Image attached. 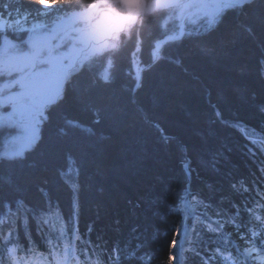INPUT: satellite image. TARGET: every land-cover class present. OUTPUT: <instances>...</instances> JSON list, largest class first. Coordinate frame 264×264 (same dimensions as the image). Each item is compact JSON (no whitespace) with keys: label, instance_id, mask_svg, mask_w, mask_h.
Here are the masks:
<instances>
[{"label":"trees","instance_id":"trees-1","mask_svg":"<svg viewBox=\"0 0 264 264\" xmlns=\"http://www.w3.org/2000/svg\"><path fill=\"white\" fill-rule=\"evenodd\" d=\"M246 11L229 13L210 36L170 47L168 56L182 64L166 60L146 71L139 90L123 72L107 86L94 85L88 76L76 81L42 125L35 151L0 166V197H23L37 207L50 202L68 216L71 177L79 184V228L98 264H108L114 247L121 255L137 253L123 264H143L141 256L151 264H172L182 199L199 198L211 205L212 215L216 208L231 211L235 203L245 222V209L264 192V152L231 124L264 133V0ZM200 44L213 51H202ZM121 66H128L126 54ZM241 181L247 192L234 190ZM199 231L193 246L201 251L219 242ZM32 235L43 249L35 225ZM187 264L199 260L190 256Z\"/></svg>","mask_w":264,"mask_h":264},{"label":"snow or ice","instance_id":"snow-or-ice-1","mask_svg":"<svg viewBox=\"0 0 264 264\" xmlns=\"http://www.w3.org/2000/svg\"><path fill=\"white\" fill-rule=\"evenodd\" d=\"M257 2L217 0L211 13L199 12L206 5L198 0L0 2V135L6 133L0 166L22 162L35 151L42 139V125L80 78L88 76L94 85L107 86L123 72L131 75L134 89L139 90L146 71L166 60L182 64L181 59L168 56L170 47L210 36L229 13L238 11L246 16V10ZM30 20L35 23L24 28ZM245 30L251 33L250 27ZM146 43L147 61L143 58ZM199 46L202 51H213L205 44ZM125 54L128 66L122 67ZM260 110L264 112V107ZM67 123L77 126L74 121ZM231 126L264 152V133L239 122ZM59 174L68 177L67 173ZM66 183L73 193L68 216L50 202L37 207L23 197H0V264H98L90 259L91 240L86 241L79 228V184L71 177ZM233 188L248 191L243 181ZM198 207L204 209L203 215ZM210 207L199 198L181 200L180 223L173 228L176 244L170 252L172 264H187L190 256L198 258L199 264H264V192L258 193V199L245 209V222L235 203L231 211L214 209L215 215L207 211ZM33 225L43 240V249L32 235ZM200 228L219 242L213 241V246H205L203 251L194 247V237H201ZM86 231L90 237L91 229ZM181 235L187 247H181ZM177 249L179 255L175 254ZM113 252L108 264L137 259L135 251L125 250L121 255V249L114 247ZM139 259L151 264L150 257Z\"/></svg>","mask_w":264,"mask_h":264},{"label":"rangeland","instance_id":"rangeland-1","mask_svg":"<svg viewBox=\"0 0 264 264\" xmlns=\"http://www.w3.org/2000/svg\"><path fill=\"white\" fill-rule=\"evenodd\" d=\"M208 1H210V0H198V2H200V3H203V4H205L206 6L205 7H203V8H201V9H199V12H201V13H211V12H213L214 10H215V4L217 3V2H208ZM194 11H196V10H194ZM16 15V14H15ZM15 15H13V16H15ZM49 23L51 22L50 20L48 21ZM32 23H35V21H33V20H30L29 21V23H27V24H24L23 25V27L24 28H29V27H31V24ZM24 38L26 39L27 38V36L25 35L24 36ZM142 67V66H141ZM144 67H145V65H144ZM3 150H4V148H3ZM2 150V151H3ZM198 211V210H197ZM198 213L200 214V213H203V212H199L198 211ZM201 215H203V214H201ZM190 219H191V217H190ZM180 244H181V246L183 245L182 244V237H181V240H180ZM178 254V253H177Z\"/></svg>","mask_w":264,"mask_h":264},{"label":"bare ground","instance_id":"bare-ground-1","mask_svg":"<svg viewBox=\"0 0 264 264\" xmlns=\"http://www.w3.org/2000/svg\"><path fill=\"white\" fill-rule=\"evenodd\" d=\"M210 2H212V3L214 2L215 3V2H217V0H210Z\"/></svg>","mask_w":264,"mask_h":264}]
</instances>
